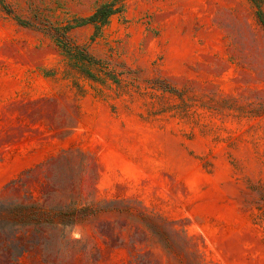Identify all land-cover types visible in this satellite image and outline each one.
Listing matches in <instances>:
<instances>
[{
	"label": "rangeland",
	"instance_id": "rangeland-1",
	"mask_svg": "<svg viewBox=\"0 0 264 264\" xmlns=\"http://www.w3.org/2000/svg\"><path fill=\"white\" fill-rule=\"evenodd\" d=\"M258 4L0 0V264H264Z\"/></svg>",
	"mask_w": 264,
	"mask_h": 264
},
{
	"label": "trees",
	"instance_id": "trees-1",
	"mask_svg": "<svg viewBox=\"0 0 264 264\" xmlns=\"http://www.w3.org/2000/svg\"><path fill=\"white\" fill-rule=\"evenodd\" d=\"M257 15L264 26V14L260 4L257 5ZM115 12L112 3H105L98 7L93 14L82 18L79 23L85 24L93 22L97 26L104 24L107 18ZM63 211H51L34 203H9L0 202V231L13 228L15 226H37L44 222L56 223L63 218ZM59 221V220H58Z\"/></svg>",
	"mask_w": 264,
	"mask_h": 264
}]
</instances>
